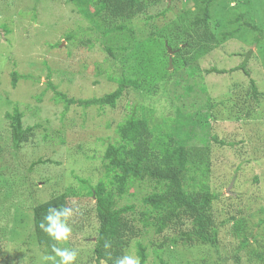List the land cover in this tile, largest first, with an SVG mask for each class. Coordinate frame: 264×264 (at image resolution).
Here are the masks:
<instances>
[{
    "label": "rangeland",
    "instance_id": "374dc122",
    "mask_svg": "<svg viewBox=\"0 0 264 264\" xmlns=\"http://www.w3.org/2000/svg\"><path fill=\"white\" fill-rule=\"evenodd\" d=\"M144 2L131 31L103 34L65 0H0V264H52L44 260L52 254L36 241L32 209L69 187L72 231L65 247L79 250L74 264H104L95 260L98 221L84 184L104 177L102 157L118 139L117 124L136 112L167 130L197 111L199 125L190 118L187 126L194 133L191 144L209 148L217 242L173 244L171 229L158 233L149 227L125 254L138 257L139 242L143 264H264V39L255 44L256 32L243 27L193 64H171L166 78L160 70L167 58L156 60L161 42L151 40L193 0ZM211 9L214 31L237 16L236 25L264 24V0H217ZM12 72L28 78L13 86ZM120 78H137L141 85L126 86L114 106L70 104L65 110L47 85L85 99L112 92ZM14 106L22 112V126H34L18 148L5 117ZM151 190L148 183H134L118 204L134 205L135 214L128 216L136 217Z\"/></svg>",
    "mask_w": 264,
    "mask_h": 264
},
{
    "label": "trees",
    "instance_id": "16d2710c",
    "mask_svg": "<svg viewBox=\"0 0 264 264\" xmlns=\"http://www.w3.org/2000/svg\"><path fill=\"white\" fill-rule=\"evenodd\" d=\"M65 1L75 4L91 25L103 34L131 31V19L146 8L144 0ZM216 1L193 0L192 8H187L155 32V38L151 40L152 44L161 42L156 60L167 58L168 61L169 47L174 51L172 54L174 68L180 64L191 65L197 58L208 53L227 38L244 32L243 27L256 32L253 38L255 44L264 39V24L257 26L249 21H241L236 25L241 16L228 22L226 28L214 31L210 23L213 17L211 8ZM232 23L233 26L230 25ZM243 64L240 66L241 69H244ZM168 65L164 64L161 70L159 69L166 78L171 73ZM18 78L26 79L28 75L12 72L13 86ZM129 84L134 89H140L141 81L137 78H120L117 88L108 94L75 99L56 91V87L51 82L47 83L56 97L63 101L65 110L70 104L82 107L114 106ZM132 113L117 124L118 139L106 146L102 157L104 177L94 185L84 184L88 194L94 199L98 221L93 250L95 260L97 263L114 264L118 257L125 254L132 239L140 235L142 229L149 227L158 233L165 228L171 229L174 232L170 238L173 244L216 243L218 231L211 204L218 195L209 190L207 183L209 148L207 145L191 144L194 133L187 126L192 121L190 118H195V124L199 125L197 117L202 113L197 111L192 114L188 121L185 120L183 127L181 122L185 121H179L167 130L150 126L145 116ZM5 117L9 120L12 145L18 148L32 135L34 126H22V112L17 106H14L11 112H6ZM81 181L85 182L84 179ZM141 182L151 185L152 190L142 196L143 209L138 212V216H128L135 214V206L132 204L120 206L118 200L127 193L132 184ZM73 193L69 187L63 193L33 207V229L42 252L53 254L51 247L54 243L59 247L67 245L66 241H52L39 228V224L44 220L49 207H66L67 198ZM59 219L65 218L61 216ZM134 221L140 222L141 226ZM136 248L140 264H143L146 260L145 248L139 242H136ZM159 263L166 264L162 260H159Z\"/></svg>",
    "mask_w": 264,
    "mask_h": 264
},
{
    "label": "clouds",
    "instance_id": "9594fccd",
    "mask_svg": "<svg viewBox=\"0 0 264 264\" xmlns=\"http://www.w3.org/2000/svg\"><path fill=\"white\" fill-rule=\"evenodd\" d=\"M73 215V210L67 207H49L47 214L44 215V220L39 224V228L55 242L68 241L71 234V227L68 224L69 218ZM63 216L65 219L60 220ZM52 255L44 256L45 261H51L52 264H74L79 254V250L75 248L59 247L57 244H52ZM58 258V259H57ZM114 264H140L139 257L129 254H124L118 257Z\"/></svg>",
    "mask_w": 264,
    "mask_h": 264
},
{
    "label": "water",
    "instance_id": "95a60500",
    "mask_svg": "<svg viewBox=\"0 0 264 264\" xmlns=\"http://www.w3.org/2000/svg\"><path fill=\"white\" fill-rule=\"evenodd\" d=\"M167 52L169 54V57H168V68L171 67V64H172V54H173V50H171L169 47L167 48Z\"/></svg>",
    "mask_w": 264,
    "mask_h": 264
}]
</instances>
